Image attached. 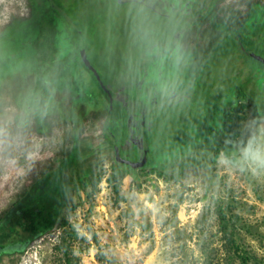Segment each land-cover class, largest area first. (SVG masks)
Returning a JSON list of instances; mask_svg holds the SVG:
<instances>
[{"label": "rangeland", "instance_id": "1", "mask_svg": "<svg viewBox=\"0 0 264 264\" xmlns=\"http://www.w3.org/2000/svg\"><path fill=\"white\" fill-rule=\"evenodd\" d=\"M79 1H70L76 7L73 6L68 17L76 29L81 24L87 28L88 33L78 40V46L86 45L83 49L89 61L111 94H117L114 99L124 105L131 101L127 109L132 117L140 121L142 111L166 105L164 135L176 142L180 120L193 114V104L202 100L208 102L207 106L213 104L208 101L210 95H204L205 90H211L217 94L211 101L219 100L218 108L232 99L236 103L229 113L234 118L228 132L236 144L250 125H264V113L257 117L252 103L244 100L237 90L243 89L260 104L264 100L261 88L264 66L247 54V50L253 49L249 33L256 27L264 28V20L255 24L250 16L242 28H236L244 35L238 45L229 40L230 35L223 34L225 42L210 51L195 71L189 72L186 69L191 65L190 59L180 55L177 48L182 32L185 33L183 26L190 23L188 18L192 19L196 9L204 11L205 3L183 0L177 6L180 14L175 16L177 11L168 0H137L162 15L151 18L144 12H131L126 6L112 9L111 0L105 4L100 0ZM257 1L264 4V0ZM222 2L224 9L233 10L236 18L246 16L250 10L247 0ZM108 10L113 21L110 17L109 23L90 26L99 23L103 12ZM29 15L27 0H0V36L13 20ZM262 39L260 34L252 37V41ZM187 40L184 49H190L196 41L193 35ZM199 42L206 44L207 37L203 36ZM149 49H161V54L150 55ZM21 50L15 47L12 52H21L20 57L0 70V84L11 83L12 79H6L13 72L16 74L13 84L5 86L0 111L4 141L0 144V222L22 202L30 206L40 202L43 191L50 185L61 188L63 198L58 202L61 211L51 228L19 244H0V264H61L62 251L58 245L62 221L73 232L72 254L81 264H106L98 262V252L107 261L115 257L119 264H264V170L224 167L218 163L221 153L215 158L210 147H201V140L185 156L160 159L138 169L122 167L123 176H117L110 184L107 179L117 162L113 147L102 138L108 106L105 98L95 84H90L84 68L77 65L76 76L83 78L84 88L97 95L100 103L80 100V92L72 96L69 90H55L50 113L45 114L46 127L42 126L35 115L20 110L10 96L12 89L16 93L22 90L18 87L22 85L27 90L34 82L32 52ZM254 50L264 58V44ZM133 60L135 63L130 65ZM190 88L203 90V95L197 103L186 105ZM73 101L76 103L71 107ZM57 107V111L51 110ZM73 110L82 117L73 118ZM76 123L78 145L89 155L83 165L81 161L64 168L65 154L75 145L72 133ZM180 162L187 169L178 181L151 170L172 176L180 171ZM88 164L96 168L101 178L96 191L91 187L76 188ZM42 180L49 182L41 184ZM118 183L116 193L114 185ZM54 200L49 207L57 204Z\"/></svg>", "mask_w": 264, "mask_h": 264}, {"label": "trees", "instance_id": "2", "mask_svg": "<svg viewBox=\"0 0 264 264\" xmlns=\"http://www.w3.org/2000/svg\"><path fill=\"white\" fill-rule=\"evenodd\" d=\"M27 1L30 7L29 17L22 20H13L1 33L0 70L7 67L9 63L14 62L20 57L21 52H12L15 47H19V49L22 48L23 51L24 49L26 51L30 49L32 52L30 53V63L33 65L32 73L34 76L32 75V79H34V82L28 86L27 90L22 85L18 86L22 90H18L16 93L14 91L15 89H12L10 96H12L15 105L20 110L24 109L27 115H35L36 118L39 119L40 124L46 127L45 114L50 113L48 110L50 109L49 106L53 105L51 99L53 97L52 93L55 92V90L64 89L72 92H80L82 100L87 99L86 101L91 102L96 100L98 104L101 99L97 95L92 94L89 89H85L87 87L84 88L83 78L81 76L77 77L75 73L77 65H81L84 68L78 50L86 48V45L79 48L78 40H82V37L88 33L87 28L82 26L83 24L78 25L76 29L74 24H71L68 20V17L71 16L74 9L73 6L76 7V5H73V3L71 4L70 0ZM75 1L77 3L79 0ZM106 1L108 0H100L103 4H105ZM111 1L112 3H109L111 4L112 9L116 6H126L131 12H144L146 15L151 16V18L154 16L162 17L161 14L155 12L152 8L135 0H127V2L124 3L119 2V0ZM168 1L175 3L171 8L176 9V11L178 9L177 6L182 2L179 0ZM79 2H81V0ZM98 2L99 1H97V4ZM193 2H201V4L205 3L203 4L204 11L201 12V10L196 9L193 13L192 19L190 20L188 18L190 23L188 22L185 27L183 26L186 39L180 40V43L182 45L186 44L188 41L187 38L192 35L195 37L196 41L190 49L186 47L185 50H182L180 47L181 44L179 43L178 45L179 52L182 55H187L190 59L191 65H188V69H186L189 70V72H191L190 70L195 71L198 63L201 62L210 51L218 48V46L225 42V40H222L223 34L230 35L231 38H229V40L236 41V45H238V42L243 40L244 36L240 33L239 29L244 26V22L250 16L255 24L259 23L260 20H264V4H262L261 1L247 0V8L250 10L246 16L244 15L242 18H236L233 10L224 9L222 0H193ZM208 2L209 4L207 5L206 3ZM83 3L84 2H82V4ZM103 14L104 15L101 17L99 23L96 22L92 24L91 19H88L91 23L90 26L95 24L101 25L104 22L109 23L113 21L109 10L104 11ZM179 14L180 12L177 11L175 16ZM110 17L111 21L109 19ZM81 22L83 23V21ZM263 32L264 28L257 27L252 32H248L252 43V51L254 53H256L254 48L259 50V47L264 44ZM93 33L94 36H97L98 34L95 33V31ZM257 34H260L263 39L252 41V37ZM203 36L205 38L207 37L206 44L199 42V40L203 39ZM18 44L20 46H18ZM136 59L139 60L140 58L136 57ZM253 60L262 65L259 61L255 59ZM134 63L133 60L130 65H133ZM22 75L25 78L24 74ZM23 77L22 83L24 82ZM14 78H16L15 72L6 79L7 81L12 79L11 83L4 82L3 84H0V111L2 109V98L3 93L5 92V86L7 84H13ZM261 88L264 92V87ZM237 90H239L238 93L244 100L252 103L254 114L257 117L264 113V100L262 101V104H260L253 98L247 96L243 89L238 88ZM201 92H203V90H192V88H190L184 103L186 105L194 101L197 103L199 97L203 95ZM205 94L210 95V100L208 101L213 104L211 105L209 103V106H207L206 104H208V102L202 103L203 100L200 104H193V114L190 117H185L180 120L181 122L179 123L180 126L178 128L181 129V131L176 135V142L169 141L164 135L163 129L167 122V119L165 118L166 105L160 107V109H155L154 111H142L139 117H145L147 123L145 127H142L140 121L135 117H132L127 109V107H129V102L131 101L129 100V102L124 105L120 100L114 99V97L117 96L116 93L112 94L113 106L111 112L108 111L107 106V113L102 126V138L106 145L112 147L116 145L119 149L120 155L122 156L123 154H126L129 158H132V161L138 160L141 157L143 149L148 148L149 151L145 167L153 165L160 159L185 156L190 153L191 149L192 151L195 150L196 146L194 144H198L201 140V147H210L215 154V158L219 153L232 154L236 142L228 134L229 128L231 127V121L234 118L229 113L234 107H236V103H234L232 99V101L227 102L226 106L223 105V107L218 108L216 104L219 103V100L211 101L217 94L211 90H205L204 95ZM101 95H105L104 98L106 101L107 95L105 93L104 95L101 93ZM63 99L66 100V97ZM75 103L76 102L74 101L71 102V107L72 104ZM92 105L94 106V103ZM101 105L102 104L99 106ZM241 108L242 107L239 109ZM44 110L48 112L43 113ZM51 110L57 111L58 107ZM86 112L87 111H83L85 114ZM59 116L61 115L59 114ZM78 116L80 118L82 117L80 114H75V111L73 110L72 117L76 118ZM75 125L74 132L72 133L75 145L71 151L65 154L67 161H65V165L63 164L64 166L62 165L64 168L66 165L69 166V164L79 165L81 161L83 165L85 163L84 159L89 155L85 154V150L83 151V149H80V146L78 145L79 140L77 130L79 124L76 123ZM189 128H192V130L187 133ZM140 131H144L145 134L143 135ZM122 167L127 166L121 163H114L112 166L113 173L109 176L107 182L113 184L114 179H116L117 176H123ZM179 167L180 171L172 176L163 175L153 168L151 170L160 176H164L166 179L178 181L183 175L184 170L187 169V166L185 167L182 163ZM100 181L101 178L97 174L96 168L91 166V164H88L85 171L83 170L81 172V179L76 184V188L86 190L91 187L96 191ZM58 184L63 186L61 182ZM114 186L115 192L117 193L119 183ZM48 189H45L43 193L47 194L46 191H48ZM35 194L36 192L34 194L32 193L31 198H33ZM42 197L43 194L39 199L40 202L33 206L24 202L20 203L19 208L17 207V209L13 211L6 220L0 222V244L9 245L11 243H22L30 240L38 234H42L45 230L54 225L59 212L61 211V206L59 207L58 202L63 198V193L60 191L58 197H55L57 204L53 205V207L45 205L47 201ZM66 224V221H62V226H64L62 227L63 230L58 245V249L62 251L61 264H81L79 259L72 254L70 239L73 236V232L67 230ZM94 243H98V241L95 240ZM227 246V244L224 245V247ZM96 258L100 263L105 262L106 264H109L110 261L114 260L116 264H119L115 257H111L110 261H107L100 252L96 254Z\"/></svg>", "mask_w": 264, "mask_h": 264}, {"label": "clouds", "instance_id": "3", "mask_svg": "<svg viewBox=\"0 0 264 264\" xmlns=\"http://www.w3.org/2000/svg\"><path fill=\"white\" fill-rule=\"evenodd\" d=\"M153 53L159 56L161 49H149V54ZM9 139H11V134H9ZM3 142V133L0 132V144ZM218 163L227 168H238L241 171L246 168L253 171L264 170V125L255 123L250 125L243 138L235 145L234 153H221Z\"/></svg>", "mask_w": 264, "mask_h": 264}, {"label": "water", "instance_id": "4", "mask_svg": "<svg viewBox=\"0 0 264 264\" xmlns=\"http://www.w3.org/2000/svg\"><path fill=\"white\" fill-rule=\"evenodd\" d=\"M247 54L251 58L259 61L264 66V58H262L261 56L257 55L256 53H254L251 50H247ZM79 56H80V60H81L82 64L84 65V67L92 74V76L95 78V80L98 83V85L101 88V90L107 95V98H108V111L111 112L112 106H113V97L111 95L110 90L106 87V85L102 81L99 73L93 67L91 62L89 61V59L87 57V53H86V51L84 49L79 52ZM113 149H114V152H115V161L117 163L125 164L128 167L133 168V169H138V168L144 167V165L146 163V159H147V152H148L147 149L144 150L142 159L140 161H130V160H127V159L123 158L120 155L119 149H118V147L116 145H114Z\"/></svg>", "mask_w": 264, "mask_h": 264}, {"label": "flooded vegetation", "instance_id": "5", "mask_svg": "<svg viewBox=\"0 0 264 264\" xmlns=\"http://www.w3.org/2000/svg\"><path fill=\"white\" fill-rule=\"evenodd\" d=\"M71 1V0H70ZM135 1H137V0H135ZM179 1H183V0H179ZM119 2H121V3H124L125 2V0H119ZM137 2H139V1H137ZM71 3V2H70ZM171 7H172V3H171ZM184 38V39H183ZM186 39V35H184V32H182V34H181V40H185ZM184 45L185 44H181V49L182 50H185L184 49ZM187 45V44H186ZM185 45V46H186ZM79 50H81V49H79ZM79 50H78V53H79ZM177 50H178V48H177ZM180 50H178V53L180 54V55H182L180 52H179ZM84 66V65H83ZM85 68V67H84ZM85 72L87 73V75L89 74V79H90V81H91V85L93 86L94 84H95V86L99 89V91L101 92V93H103V95H104V92L101 90V88L99 87V85H98V83L96 82V80H95V78L92 76V74L85 68ZM51 91V90H50ZM58 91V90H57ZM70 91V90H69ZM54 93H56V92H53V94ZM67 93V92H66ZM70 93L72 94V96L74 95V94H77V93H79V92H73L72 93V91H70ZM64 95V94H63ZM112 95V94H111ZM92 96V95H91ZM105 96V95H104ZM103 96V97H104ZM80 100H82L81 98H80ZM87 100V99H86ZM94 101V100H93ZM106 101H107V103H108V98L106 97ZM147 123H146V118L145 117H143V118H141V120H140V125L142 126V127H145V125H146ZM140 132H142V134L144 135L145 133H144V131H140ZM145 149H147L148 151H149V149L148 148H145ZM145 149H143V152H144V150ZM143 152H142V154H141V157L138 159V160H136V161H140L141 159H142V156H143ZM147 156H148V152H147ZM123 158H125V159H127V160H129L130 159V161H132V158H129V156H127V155H125V154H123V156H122ZM146 162H147V159H146ZM157 162V161H156ZM155 162V163H156ZM154 163V164H155ZM146 164V163H145ZM127 166V165H126ZM144 167H145V165H144ZM143 168V167H142ZM43 182H41V184L42 183H48L49 181H45V180H42ZM58 183V181H53L52 183L54 184V183ZM40 184V187L41 188H43L44 186L43 185H41ZM59 185V184H58ZM49 188V189H48ZM46 189H48V191H46V193L47 194H44L43 193V199H45L47 202L45 203V205H49L51 202H53V200H54V198L55 197H58V195L60 194V189H58L56 186H54V185H50V186H48ZM57 195V196H56ZM55 201V200H54ZM57 201V200H56ZM49 207V206H48Z\"/></svg>", "mask_w": 264, "mask_h": 264}]
</instances>
